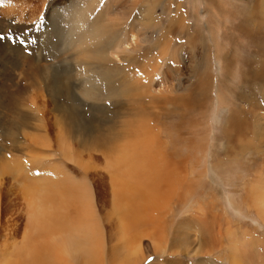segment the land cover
<instances>
[{
  "label": "rangeland",
  "instance_id": "374dc122",
  "mask_svg": "<svg viewBox=\"0 0 264 264\" xmlns=\"http://www.w3.org/2000/svg\"><path fill=\"white\" fill-rule=\"evenodd\" d=\"M2 2L0 166L2 161L29 169L35 165L28 139L8 124L16 116L11 100L19 99V110L31 117L34 96L44 116L51 115L54 102L64 106L68 116L73 114L85 123L94 121L95 112L104 129L100 134L112 135L113 143L125 133L127 123L144 118L155 130L167 128L164 138L170 140L169 148L175 142L172 148L183 155L188 154L186 141H194L189 164L196 161V173L205 171L202 177L209 190L186 201L178 218L193 216L198 222L206 217L208 223L214 215L220 219L206 229V241L195 237L191 225L182 224L178 231L186 236L192 229L193 241L172 242L168 226L164 244L175 255L153 254L151 243L143 239L150 256L142 264H264V74L258 78L252 72L259 67L264 71V0ZM132 33L140 38L133 52L125 53L126 59L99 60L98 53L108 51L113 39H127ZM175 68L182 78L181 88L170 91L169 83L177 85ZM54 71L60 84L57 94L47 86ZM123 75L148 79L153 87L138 96L134 89L126 91L127 97L112 89L108 92L115 83L124 85L117 81ZM68 84H75L80 105L67 100ZM200 96L203 105L199 103L196 110L185 107L187 100ZM240 107L252 109L244 117L246 130L226 143V120ZM217 163L221 166L215 173L221 177L209 169Z\"/></svg>",
  "mask_w": 264,
  "mask_h": 264
},
{
  "label": "bare ground",
  "instance_id": "6f19581e",
  "mask_svg": "<svg viewBox=\"0 0 264 264\" xmlns=\"http://www.w3.org/2000/svg\"><path fill=\"white\" fill-rule=\"evenodd\" d=\"M125 37L113 39L108 51L98 53L99 60L120 62L126 59L125 53L135 49L132 47L138 43V34ZM176 70L177 85L169 83L170 91L181 88L182 78ZM57 72L51 74L47 85L52 94H57L60 88ZM252 72L263 78L264 71L260 67ZM122 77L117 79L123 82L122 87L119 82V86L111 85L109 80L111 86L107 91L127 97V90L134 89L138 96L153 87L148 79ZM35 80L39 81L37 77ZM75 89V84L67 85V100L80 105L82 102ZM201 96L198 100L195 97L187 100L185 107L196 110L199 103L203 105ZM35 98L29 101L34 105L33 110L29 109L36 122L19 110V99L10 102L16 116L9 119L8 124L28 139L35 165L29 169L2 161L0 166V264H142L150 256V251L144 249L143 239L151 243L153 254H176L175 250L168 251L164 244L168 226L172 242L185 238L191 243L192 229L184 236L178 231L182 224L191 225L195 237L207 240L206 229L220 219L217 215L210 223L206 217L198 222L193 216L178 218L186 201L200 198L209 190L208 182L202 177L205 171L202 175L196 173V161L189 164V155H194V141H186L188 154L183 155L178 148H172L175 142L169 148L170 140L164 138L167 128L155 130L139 117L127 123L125 133L113 143L112 135L100 134L104 129L98 125L95 112L94 121L85 123L71 112L68 116L66 108L54 102L51 115L44 116V108ZM247 111L250 114L252 109ZM247 111L245 108L238 112L233 110L228 116L226 143H232L234 134L246 130ZM218 166L221 164H211L209 169L216 174ZM216 176L221 177L219 172ZM170 201L176 202L169 206ZM201 211L205 212L202 208ZM177 218L178 224H175ZM166 264L176 263L167 261Z\"/></svg>",
  "mask_w": 264,
  "mask_h": 264
}]
</instances>
